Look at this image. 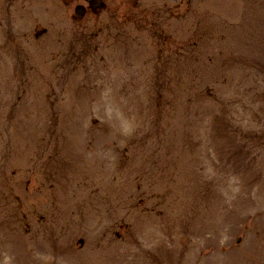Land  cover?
Masks as SVG:
<instances>
[{"label": "rangeland", "instance_id": "rangeland-1", "mask_svg": "<svg viewBox=\"0 0 264 264\" xmlns=\"http://www.w3.org/2000/svg\"><path fill=\"white\" fill-rule=\"evenodd\" d=\"M79 1L0 0V264H264V0Z\"/></svg>", "mask_w": 264, "mask_h": 264}, {"label": "water", "instance_id": "water-1", "mask_svg": "<svg viewBox=\"0 0 264 264\" xmlns=\"http://www.w3.org/2000/svg\"><path fill=\"white\" fill-rule=\"evenodd\" d=\"M79 9V8H78ZM79 13L82 14L83 12L79 9Z\"/></svg>", "mask_w": 264, "mask_h": 264}]
</instances>
